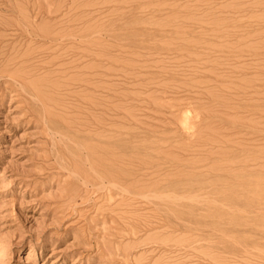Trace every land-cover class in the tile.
<instances>
[{
    "label": "rangeland",
    "instance_id": "obj_1",
    "mask_svg": "<svg viewBox=\"0 0 264 264\" xmlns=\"http://www.w3.org/2000/svg\"><path fill=\"white\" fill-rule=\"evenodd\" d=\"M0 264H264V0H0Z\"/></svg>",
    "mask_w": 264,
    "mask_h": 264
},
{
    "label": "bare ground",
    "instance_id": "obj_2",
    "mask_svg": "<svg viewBox=\"0 0 264 264\" xmlns=\"http://www.w3.org/2000/svg\"><path fill=\"white\" fill-rule=\"evenodd\" d=\"M37 33V32H36ZM29 37V36H28ZM67 39V38H66ZM6 45V44H5ZM49 46V44H48ZM39 52V51H38ZM17 53V52H16ZM24 59V58H23ZM30 67V66H29ZM34 79V78H33ZM36 86V85H35ZM37 88V87H36ZM43 88V87H42ZM48 88V87H47ZM32 89V88H31ZM45 89V88H44ZM49 90V89H48ZM35 94L41 99V101L44 103L43 104V108H44V112L48 115H52L54 113V110L52 109V107H54V104H46V103H51L52 99L49 97H46L45 93L43 91L37 90L34 91ZM47 94V93H46ZM52 94V93H51ZM68 115V114H67ZM40 117V116H39ZM45 117V116H44ZM44 119V118H43ZM50 120V119H49ZM53 121V120H52ZM71 122V121H70ZM55 123V122H53ZM82 125V124H81ZM59 132V131H58ZM72 137V136H71ZM61 139V138H60ZM63 140V139H62ZM53 144V143H52ZM59 144V143H58ZM76 148V147H75ZM83 148V147H82ZM82 150V149H81ZM76 151V150H75ZM78 151V150H77ZM69 153V152H68ZM111 153V152H110ZM63 155V154H62ZM78 157V156H77ZM87 157V156H86ZM79 158V157H78ZM110 158V157H109ZM72 159V158H71ZM76 159V158H75ZM68 160V159H67ZM119 161V160H118ZM81 162V161H80ZM87 164V163H86ZM61 168V167H58ZM116 168V167H115ZM91 170V169H90ZM92 172V171H91ZM94 172V170H93ZM95 173V172H94ZM81 174V173H80ZM98 177V176H97ZM101 182V181H100ZM131 184V183H130ZM119 187V185H118ZM121 187V186H120ZM127 190V189H126Z\"/></svg>",
    "mask_w": 264,
    "mask_h": 264
}]
</instances>
